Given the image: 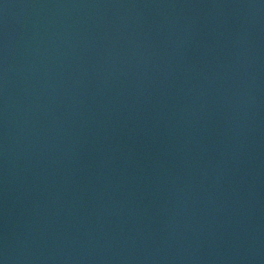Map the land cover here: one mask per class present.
<instances>
[{
	"label": "water",
	"instance_id": "1",
	"mask_svg": "<svg viewBox=\"0 0 264 264\" xmlns=\"http://www.w3.org/2000/svg\"><path fill=\"white\" fill-rule=\"evenodd\" d=\"M0 264H264V0H0Z\"/></svg>",
	"mask_w": 264,
	"mask_h": 264
}]
</instances>
